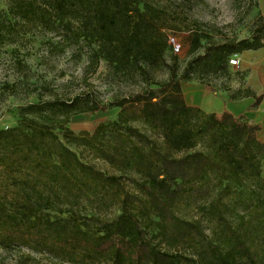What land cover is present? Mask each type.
<instances>
[{
  "label": "trees",
  "instance_id": "1",
  "mask_svg": "<svg viewBox=\"0 0 264 264\" xmlns=\"http://www.w3.org/2000/svg\"><path fill=\"white\" fill-rule=\"evenodd\" d=\"M165 11L154 0H6L0 48L39 33L86 42L92 63L105 60L111 78L139 90L107 101L41 93L20 107L16 126L0 129V248L28 246L70 264H264L262 126L227 108L206 112L184 91L193 80L216 91L210 78L228 74L234 54L264 46V18L239 40L196 32L192 51L203 52L181 71L159 23ZM235 93L255 97L254 107L263 99ZM111 109L116 117L90 131L69 127L75 115ZM181 206L194 213L180 215Z\"/></svg>",
  "mask_w": 264,
  "mask_h": 264
},
{
  "label": "rangeland",
  "instance_id": "2",
  "mask_svg": "<svg viewBox=\"0 0 264 264\" xmlns=\"http://www.w3.org/2000/svg\"><path fill=\"white\" fill-rule=\"evenodd\" d=\"M166 11L161 13L160 24L169 36L177 38L182 45L179 53L180 70L188 60L203 52L192 51L191 36L196 32L207 34L209 41L226 42L251 36L260 14L258 0H154ZM257 2L258 4H256ZM6 7V0H0V9ZM204 41V42H205ZM91 48L86 42L64 44L60 37L49 33L28 34L23 43L5 45L0 48V129L16 126L19 122L20 107L37 102L42 93L45 98L58 95L68 98L78 93L90 92L97 98L107 101L117 96L128 95L139 90L130 81L111 78L108 64L101 60L92 63ZM241 63L232 65L229 73L218 78H210L215 90H230L236 94V87L244 83L246 71ZM158 79L166 78L159 72ZM184 88L194 91L204 88L198 80L186 82ZM207 90V89H205ZM212 93L214 91H211ZM211 93V94H212ZM210 99V98H209ZM220 106L219 103L215 106ZM118 109L108 112L82 113L71 118L69 127L74 131L92 130L102 118H115ZM142 127L141 124L138 123ZM151 136L162 142L158 134L149 131ZM264 141V136L260 137ZM79 155L100 169L115 173L112 167L85 148H76ZM130 186V185H129ZM113 207L101 217H112L118 213ZM193 208L181 206L179 214L191 216ZM0 264H70L61 262L48 252H39L28 246L15 250L0 248Z\"/></svg>",
  "mask_w": 264,
  "mask_h": 264
},
{
  "label": "crops",
  "instance_id": "3",
  "mask_svg": "<svg viewBox=\"0 0 264 264\" xmlns=\"http://www.w3.org/2000/svg\"><path fill=\"white\" fill-rule=\"evenodd\" d=\"M259 10L264 18V0H258ZM240 69L246 71L244 83H240L237 90H253L256 95H263L262 101L254 107L255 97L240 96L231 99L230 90H216L213 93L201 88L194 91H187L185 95L190 103L200 106L206 112H222L225 108L235 115H245L252 121L260 124L262 130L260 137L264 136V46L256 50H245L239 54ZM212 93V94H211ZM210 98V99H209ZM219 103L220 106H215Z\"/></svg>",
  "mask_w": 264,
  "mask_h": 264
},
{
  "label": "built area",
  "instance_id": "4",
  "mask_svg": "<svg viewBox=\"0 0 264 264\" xmlns=\"http://www.w3.org/2000/svg\"><path fill=\"white\" fill-rule=\"evenodd\" d=\"M169 43L172 46L174 53H180L182 50V45L178 42L177 38L174 36H169ZM241 60L239 57V54H234L233 57L230 59V63L232 65H238L240 64Z\"/></svg>",
  "mask_w": 264,
  "mask_h": 264
}]
</instances>
